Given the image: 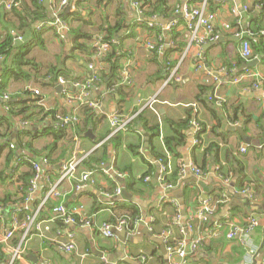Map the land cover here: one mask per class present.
<instances>
[{"label":"crops","instance_id":"crops-1","mask_svg":"<svg viewBox=\"0 0 264 264\" xmlns=\"http://www.w3.org/2000/svg\"><path fill=\"white\" fill-rule=\"evenodd\" d=\"M12 1L18 7L7 10L5 4ZM104 1L108 4L70 0L69 11L78 19L72 25L100 38L109 34L108 25L122 23L123 28L114 37V43L122 46L120 53L110 49L108 53L98 50L88 55L72 50L69 35L65 33L62 42L49 30L37 41L28 40L29 27L45 22L30 26L29 19L21 22L19 13L32 9V0H0V42L9 34L22 38L16 40L22 47L30 41L27 59L36 65L23 68L27 79L11 75L1 78L3 68L12 66L0 57V83L4 81V90L0 91V239L12 231L7 245L0 243V264H10L11 251L19 246L21 259L14 264H175L174 250L182 236L174 226L177 210L171 200L177 203L180 215L181 209L185 211L180 223L191 225L184 238L201 239L184 264H264V92L252 89L250 79L233 83L245 69L264 75L263 54L256 52L257 56L247 63L240 62V44L234 37L240 28L243 32L258 31L264 42V8L258 6L264 7V0H216V12L208 4L206 11L214 15L211 27L218 39L208 40L201 47L189 45L191 36L184 17L173 11L183 4L198 6L202 0H149L165 7L167 15L156 16L152 26L161 33H149L152 18L140 25L141 16L130 0ZM52 3L44 0L43 4L51 8ZM234 7L238 15L232 14ZM51 11L54 15L55 10ZM173 21L178 22L177 27L166 31V25ZM207 34V30H200L201 36ZM251 37L254 35L248 39ZM210 43L216 44L204 49ZM109 54L118 64L113 75L106 61ZM249 63L252 67L244 66ZM177 65L181 80L164 86ZM53 68L66 69V85L51 82L47 75ZM102 70L106 76L92 87L88 101L98 105L97 109L90 108L97 116L103 115V120L96 125L90 122L94 126L82 133L76 125L85 118L80 116L78 102L69 101V97L81 94L73 84L99 77ZM215 97L222 100L220 105ZM114 113L128 123L125 131L110 137L108 118ZM58 117L76 121L54 137L51 131L58 130ZM193 121L201 131L196 145ZM88 131L92 139L86 137ZM114 137H119L118 144L111 143ZM247 138L249 144L245 143ZM42 158L48 162L41 163ZM72 158L83 159L80 169L93 171L95 184L76 192L74 181H64L57 186L59 198L47 196L58 183L61 167ZM32 161L41 163L42 172L30 193ZM179 161L183 165L192 163L203 175L198 178L185 173L171 184L172 190L164 191L160 167L170 163L174 169ZM219 169L227 175L225 179ZM145 177H149L147 182ZM221 187L223 201L219 203L210 194ZM244 189L247 195L242 194ZM21 193L29 201L26 203L24 197L6 221L3 200H14ZM209 199L213 214L203 223L197 211ZM59 203L67 208L82 207L86 215L94 216L95 226L65 225L52 213ZM26 207L30 216L36 211L30 226L28 216L20 221V211L16 210ZM136 215L139 217L134 224L131 219ZM123 217L130 221L129 226L115 231L113 238L100 235L98 227L102 223ZM251 220L257 226L247 231ZM234 227L241 232L229 239ZM69 233L75 234L77 246L72 253L60 247Z\"/></svg>","mask_w":264,"mask_h":264},{"label":"built area","instance_id":"built-area-1","mask_svg":"<svg viewBox=\"0 0 264 264\" xmlns=\"http://www.w3.org/2000/svg\"><path fill=\"white\" fill-rule=\"evenodd\" d=\"M51 2H54L55 0H50ZM225 1H230V0H225ZM69 0H60L61 5L65 6L67 5ZM131 5L135 8L138 17L141 16L142 12L139 9L140 7V1L138 0H130ZM208 5V0H202L198 6H192V5H187L183 4L182 6H178L175 8V14H181L184 17L185 20V28L189 31V34L191 36V41L189 45H197V46H203L206 44L208 40L211 41H216L218 39L217 35H212V27H211V21H213L214 15L207 13L206 7ZM18 7V3L15 1L9 2L5 4V8L7 10H11L14 8ZM232 14L233 15H238V11L236 7L232 9ZM155 17L152 18L150 23L148 24L149 28H152L153 22ZM140 22V21H138ZM178 22H171L166 25L165 30L166 31H172L175 27H177ZM43 25V24H42ZM46 26L53 27L56 31V33L59 35L61 39H64V33L66 26L63 22H61L59 19L47 23ZM205 29L207 30L208 34L207 36H201L200 35V30ZM264 34V31L262 32ZM253 34L251 32L245 31L243 32L240 28L234 33V37L239 41L240 44V57L245 63L250 61L251 56H252V51H251V45L248 39V36H252ZM18 40H21L20 37H17ZM95 45L97 46L98 50L108 53L109 50L111 49V45L109 43L102 42V40L99 38L95 42ZM150 47V45H149ZM150 48H153L152 46ZM182 61V59L180 60ZM168 66V65H167ZM89 69L92 70V65H89ZM178 65L169 73V76L165 79L164 81V86L169 85L170 83L173 82H179L181 79L179 78L178 74ZM250 79L252 81V89L254 90H261L264 92V75H259L253 73L250 69H245L243 73L240 75L236 76L233 80L234 84H240L242 81ZM99 77L98 76H91L88 80H86L84 83H76L73 84L74 86L78 87L81 90V94H79L76 97H69V101L73 102L76 101L80 104H88L89 107H92L93 109H97L98 105L96 103L90 102L89 100V92L92 89V87L95 85L96 82H99ZM58 83L62 85H66V81L59 77L58 78ZM36 95H39V91H34ZM216 103L221 104L222 100L220 98L215 97ZM211 99V97L209 98ZM154 102V101H152ZM150 106V105H149ZM109 123H110V128H111V133L110 137L123 132L126 130V126L128 121L123 120L119 115L116 113L112 114L109 118ZM76 121V119H72L71 117H58L57 118V123L56 126L57 128H65L66 126H69L73 124ZM194 130L196 131L195 133V138L193 140V144L196 145L198 144V135L201 132L200 129L198 128V123L196 121H193L192 123ZM13 148V146L11 145ZM244 151V150H242ZM83 159L80 158H72L64 163V165L61 167L59 177H58V183L54 185V187H51L50 190L47 192V196H52L54 198H59L61 196V192L58 190L57 186L60 183H63L64 181H74L75 186L74 190L76 192H79L82 190L86 185H94V178L95 175L93 174V171L89 170H82L80 169L81 162ZM48 160L46 158H42L41 163L46 164ZM41 163L37 161H32L31 162V167L33 169V177L30 181V188L29 192L32 193L37 187V181L39 180L42 172L41 168ZM102 167V165H101ZM161 170L160 174L161 176V183L164 191L172 190L174 188L173 185L171 184H165L163 181L165 180L164 178L166 175H168L172 169V166L170 163H163L161 165ZM106 174H110V171H105ZM185 173H191L195 175L196 177L200 178L202 177L203 173L200 171V169L196 166H194L192 163H188L186 165H182L180 168V177L184 175ZM118 177H121V175H117ZM149 177H145L144 181H148ZM117 194H119V190L117 189L116 191ZM242 194H248L247 190L242 191ZM252 200L254 199L251 197V195L248 196ZM29 201V197L25 196V202L27 203ZM171 204H173L176 207L177 214L175 216V221H174V226L176 227V231L179 235L182 236L181 239L178 240L176 244V248L174 252L176 253L177 261L175 264H184L186 258L192 254L193 252L196 251L200 240H192L188 241L184 238V236L187 234L188 231H191V225L190 223H180L181 221V215L178 211V205L174 200L170 201ZM212 207L210 206V199L203 201L202 202V207L198 209V219L206 223L209 219V217L213 214L212 212ZM18 211H21L20 209H16ZM25 211H29V208L26 207L24 209ZM36 211L34 214L31 216L27 217V224L30 226L34 223L35 221V216H36ZM53 215L60 219L65 225H76L79 227H92L95 226V223L93 221L94 216H88L83 212L82 207H70L67 208L65 207L62 203L57 204L52 210ZM12 221H14V225H17V222L15 221L14 215L12 217ZM137 218L133 221L134 224L137 222ZM130 225V221L127 218H121L117 219L115 223H108L104 222L102 223L98 229L100 232V235L103 238H113L114 237V232L118 231L122 228H125L126 226ZM221 225H218L217 227H220ZM257 226L256 221L251 220L249 227L247 228V231L253 230ZM39 229V227L37 226ZM241 232L240 229H237L234 227L231 232L228 234V238L232 239L235 237L236 234ZM67 237V242H62L60 243L61 249L66 252V253H72L75 252L77 249L76 242H75V234L74 233H69L66 234ZM12 238V231L8 233H4L2 235V238L0 239V243L3 245H7V243L10 241ZM174 252L172 249H170V255L173 256ZM21 248L20 246L13 249L11 251V260L10 264H14L17 260L21 259Z\"/></svg>","mask_w":264,"mask_h":264},{"label":"trees","instance_id":"trees-1","mask_svg":"<svg viewBox=\"0 0 264 264\" xmlns=\"http://www.w3.org/2000/svg\"><path fill=\"white\" fill-rule=\"evenodd\" d=\"M70 1V0H69ZM140 1V7L139 9L141 10L142 14L140 19H142V22L140 21V25L143 26V24L145 25V23H147V21L153 17L156 16H166V12H165V7L163 4H153L151 1L149 0H138ZM196 2H199V0H196ZM44 0H32V9H29L27 11H25L24 13H19V18L21 20L22 23H24L25 19H29V23L28 26H30L31 23L33 22H37V21H41L44 22L40 25H38V27H29V29L31 30V35L30 38L28 40H34L37 41L41 35L46 31H52L58 38L59 35L56 33L55 29L53 27L50 26H46L47 23H51L54 22L56 20H60L61 22H63L66 26L65 29V33L67 35H69V37L71 38L72 41V50H78L81 52H86L88 55H92L93 53L97 54L98 52V48L95 45V42L97 41V39H99V36H94L92 34H90L89 32L84 33L83 31H81V27H73L72 23L74 21H77L78 19H74V14L70 13L69 11V3L65 6L61 5L60 0H55L50 7H48L46 4H43ZM216 0H208V4L210 7V10L212 12H216V8H218V6H216ZM100 4L101 5H107L108 3H106L104 0H100ZM262 8L263 4L258 5ZM52 9L55 10V14L53 15L52 13ZM14 10H16L14 8ZM175 12V10L173 11ZM118 13L116 14V19H118ZM161 14V15H160ZM51 15H53V18H51ZM1 17V16H0ZM27 23V22H26ZM25 23V24H26ZM82 24H86V23H82ZM47 27V28H46ZM105 27H103L104 29ZM107 31H108V35H104L102 34V37H100V39L102 40V42L105 43H109L111 45V50L113 53H120L122 46L121 44H116L114 43V37L117 34V32H119V30H121L123 28L122 23H118L116 21V23L113 26L108 25ZM148 31H150L149 33L152 32H158L161 33V31L154 27L152 29L148 28ZM255 32V33H254ZM252 32V34L254 35V38L251 37L249 38V42L251 45V51H252V56L251 58L257 56L256 52L262 53L263 54V59H264V42H263V36H258V31H254ZM64 33V34H65ZM213 35H217V31L213 30ZM218 36V35H217ZM13 34H9L7 37H5L1 42H0V57H2L6 61L10 62V66H6L3 69L5 70L2 77L4 76H9L11 75L14 79H27L29 78V75L27 73H24L23 68H34V66H36L33 62L34 60L27 59L28 56V49L31 48V43L30 41H26L23 45V47L21 46V44H18L19 42H16L17 37ZM22 39V38H21ZM61 39V38H60ZM63 40L65 41V39H62L61 41L63 42ZM87 42L90 45H87ZM261 48V49H260ZM108 56V55H107ZM117 57V55H116ZM114 57H112V54L108 57H106V61L109 64V68H110V74L113 75L114 74V70L118 69V64L115 63L113 61ZM240 62H243V60L239 57L238 58ZM117 60V58H116ZM245 62V61H244ZM5 65V64H4ZM33 65V66H31ZM35 70V69H33ZM65 71H61V70H56V69H51L48 73V77H51V82H57L58 77H65ZM29 72V71H28ZM67 72V71H66ZM30 73V72H29ZM68 73V72H67ZM100 76V81L103 80L105 78V73L104 71H100L99 72ZM73 83V82H71ZM4 84V81H2V83H0V91L4 90V87L2 86ZM113 84L110 85V87H112ZM87 104H83L80 105V103H77L78 106V110L80 111L81 115L80 116H84L85 118V122H82L80 124H82V127H80L79 125H76L79 131H82V133L86 130V129H91L90 126H94L96 125L98 122H100L101 120H103V115L102 116H97L95 111L92 110L90 107L86 106ZM99 118V119H96ZM90 122H92V124L94 125H90ZM66 128H58V130H54L51 131V133H53L54 137H57L60 135V133H62ZM27 132L24 133V135H26ZM50 133V132H47ZM201 135V132L198 135V139ZM115 143L118 144V142H120L119 137H114L111 139V143ZM162 161L164 159H161ZM165 162V161H163ZM183 162L179 161V164H175L174 169L172 168L170 173L168 175H166V181L169 184H173L175 182L178 181V179L180 178V168L182 167ZM200 171L202 172V170L200 169ZM222 169H219V174L222 175V178L225 179L227 177V175L223 172L222 174ZM203 173V172H202ZM246 190V189H244ZM223 192L224 190L221 188H218V190L216 192H213L210 194V197L212 198V200H216V202H221L220 200H222L223 198ZM18 197V196H17ZM15 198L10 199L9 197H7L5 200H3L2 203V207L4 209H6L8 216L5 218L6 221H8L7 219L10 218L11 213L13 212V210L15 209L16 205H22L23 199L25 197V194H20L19 198ZM223 201V200H222ZM19 203V204H18ZM29 211H20L19 213V220L22 221L24 220L27 216H30L29 213H27ZM31 213V212H30ZM177 214V212L175 211V215ZM139 216L136 215L135 217H133V219H131L132 221H134L136 218H138ZM125 218V217H123ZM61 221V220H60ZM108 223H115V221L113 222H109V221H105ZM1 259L3 258V255L0 256Z\"/></svg>","mask_w":264,"mask_h":264},{"label":"water","instance_id":"water-1","mask_svg":"<svg viewBox=\"0 0 264 264\" xmlns=\"http://www.w3.org/2000/svg\"><path fill=\"white\" fill-rule=\"evenodd\" d=\"M66 37H67V36H66ZM218 41H221V39H219ZM218 41H217V42H218ZM215 44H216V43H210V44H208L206 47H204V49H207V48H209V47H211V46H214ZM255 62H256V61H255ZM252 64H253V63H249V65L247 64V65H244V66H245V67H247V66L252 67ZM59 89H60V88H58L57 91H58ZM86 137L92 139V137H91V131H88V132L86 133ZM249 142H250V139H249V138L245 139V143H246V144H249ZM204 190L207 191L206 188H205ZM179 204L182 205L181 202H180ZM181 208H182V206H181ZM184 215H185V211H184L183 209H181V216L184 217Z\"/></svg>","mask_w":264,"mask_h":264},{"label":"clouds","instance_id":"clouds-1","mask_svg":"<svg viewBox=\"0 0 264 264\" xmlns=\"http://www.w3.org/2000/svg\"><path fill=\"white\" fill-rule=\"evenodd\" d=\"M64 39H65V36H64Z\"/></svg>","mask_w":264,"mask_h":264}]
</instances>
